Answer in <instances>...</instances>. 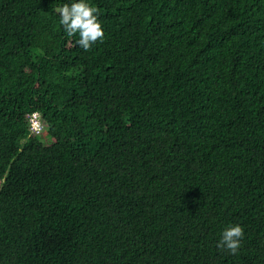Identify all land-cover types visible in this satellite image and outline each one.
Masks as SVG:
<instances>
[{"label":"trees","instance_id":"1","mask_svg":"<svg viewBox=\"0 0 264 264\" xmlns=\"http://www.w3.org/2000/svg\"><path fill=\"white\" fill-rule=\"evenodd\" d=\"M66 2L0 0V264H264V0Z\"/></svg>","mask_w":264,"mask_h":264},{"label":"clouds","instance_id":"2","mask_svg":"<svg viewBox=\"0 0 264 264\" xmlns=\"http://www.w3.org/2000/svg\"><path fill=\"white\" fill-rule=\"evenodd\" d=\"M58 15V24L63 32L69 36L78 35L75 44L84 51H89L97 42L103 43L105 32L99 20L100 11L90 0H67L55 9ZM40 132L43 123L38 117ZM244 239V227L237 224H228L220 232L216 243L217 249L225 250L231 255H236Z\"/></svg>","mask_w":264,"mask_h":264},{"label":"built area","instance_id":"3","mask_svg":"<svg viewBox=\"0 0 264 264\" xmlns=\"http://www.w3.org/2000/svg\"><path fill=\"white\" fill-rule=\"evenodd\" d=\"M38 117H39V114L36 112L32 113L29 116L30 131L33 133H40V126L38 124Z\"/></svg>","mask_w":264,"mask_h":264},{"label":"rangeland","instance_id":"4","mask_svg":"<svg viewBox=\"0 0 264 264\" xmlns=\"http://www.w3.org/2000/svg\"><path fill=\"white\" fill-rule=\"evenodd\" d=\"M38 127V126H37ZM42 140H43V142H45V143H49L48 142V137L47 136H42Z\"/></svg>","mask_w":264,"mask_h":264}]
</instances>
